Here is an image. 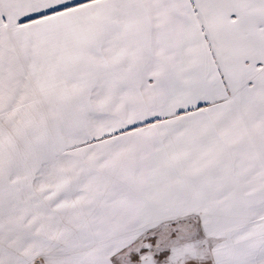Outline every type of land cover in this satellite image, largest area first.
<instances>
[{
	"label": "snow or ice",
	"instance_id": "obj_1",
	"mask_svg": "<svg viewBox=\"0 0 264 264\" xmlns=\"http://www.w3.org/2000/svg\"><path fill=\"white\" fill-rule=\"evenodd\" d=\"M0 264H264V0H0Z\"/></svg>",
	"mask_w": 264,
	"mask_h": 264
}]
</instances>
